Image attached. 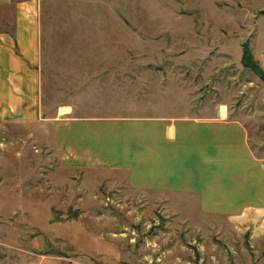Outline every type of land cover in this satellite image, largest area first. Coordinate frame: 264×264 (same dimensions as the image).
Listing matches in <instances>:
<instances>
[{
	"label": "rangeland",
	"instance_id": "obj_1",
	"mask_svg": "<svg viewBox=\"0 0 264 264\" xmlns=\"http://www.w3.org/2000/svg\"><path fill=\"white\" fill-rule=\"evenodd\" d=\"M36 1L43 118H223L264 162V0ZM95 179L40 123L0 120V264H264V208L204 215Z\"/></svg>",
	"mask_w": 264,
	"mask_h": 264
},
{
	"label": "crops",
	"instance_id": "obj_2",
	"mask_svg": "<svg viewBox=\"0 0 264 264\" xmlns=\"http://www.w3.org/2000/svg\"><path fill=\"white\" fill-rule=\"evenodd\" d=\"M36 0H0V120L51 131L62 168L102 178L201 214L237 216L264 208V162L238 121L57 111L43 118L42 30ZM69 109V108H66ZM96 180V179H95Z\"/></svg>",
	"mask_w": 264,
	"mask_h": 264
},
{
	"label": "bare ground",
	"instance_id": "obj_3",
	"mask_svg": "<svg viewBox=\"0 0 264 264\" xmlns=\"http://www.w3.org/2000/svg\"><path fill=\"white\" fill-rule=\"evenodd\" d=\"M257 218H260L259 216Z\"/></svg>",
	"mask_w": 264,
	"mask_h": 264
}]
</instances>
